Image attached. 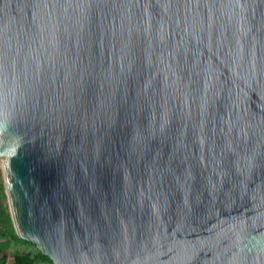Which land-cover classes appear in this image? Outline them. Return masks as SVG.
I'll return each mask as SVG.
<instances>
[{"label":"water","instance_id":"1","mask_svg":"<svg viewBox=\"0 0 264 264\" xmlns=\"http://www.w3.org/2000/svg\"><path fill=\"white\" fill-rule=\"evenodd\" d=\"M0 167L52 264H264V0H0Z\"/></svg>","mask_w":264,"mask_h":264},{"label":"trees","instance_id":"2","mask_svg":"<svg viewBox=\"0 0 264 264\" xmlns=\"http://www.w3.org/2000/svg\"><path fill=\"white\" fill-rule=\"evenodd\" d=\"M0 176V264H52L34 244L19 237L14 229ZM33 245V249H26Z\"/></svg>","mask_w":264,"mask_h":264},{"label":"rangeland","instance_id":"3","mask_svg":"<svg viewBox=\"0 0 264 264\" xmlns=\"http://www.w3.org/2000/svg\"><path fill=\"white\" fill-rule=\"evenodd\" d=\"M0 176H1V179H2V183L4 185L1 167H0ZM5 202L7 203V198L5 199ZM26 249H33V245H29ZM38 264H42V263H38Z\"/></svg>","mask_w":264,"mask_h":264}]
</instances>
